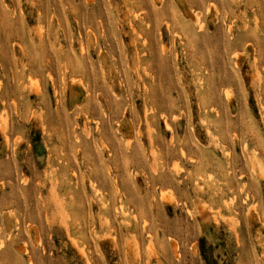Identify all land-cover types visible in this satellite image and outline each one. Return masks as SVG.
Segmentation results:
<instances>
[{
  "label": "rangeland",
  "instance_id": "1",
  "mask_svg": "<svg viewBox=\"0 0 264 264\" xmlns=\"http://www.w3.org/2000/svg\"><path fill=\"white\" fill-rule=\"evenodd\" d=\"M0 264H264V0H0Z\"/></svg>",
  "mask_w": 264,
  "mask_h": 264
}]
</instances>
